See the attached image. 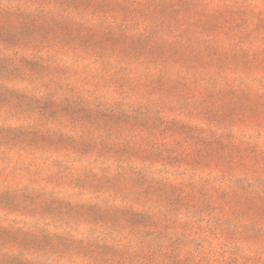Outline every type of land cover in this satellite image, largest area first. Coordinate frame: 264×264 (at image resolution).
<instances>
[{"label":"rangeland","instance_id":"374dc122","mask_svg":"<svg viewBox=\"0 0 264 264\" xmlns=\"http://www.w3.org/2000/svg\"><path fill=\"white\" fill-rule=\"evenodd\" d=\"M0 264H264V0H0Z\"/></svg>","mask_w":264,"mask_h":264}]
</instances>
